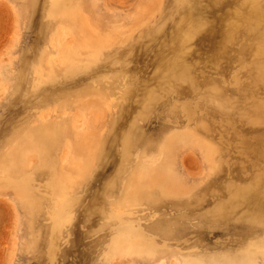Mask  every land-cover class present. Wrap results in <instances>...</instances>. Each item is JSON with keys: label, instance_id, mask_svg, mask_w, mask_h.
<instances>
[{"label": "rangeland", "instance_id": "rangeland-1", "mask_svg": "<svg viewBox=\"0 0 264 264\" xmlns=\"http://www.w3.org/2000/svg\"><path fill=\"white\" fill-rule=\"evenodd\" d=\"M0 264H264V0H0Z\"/></svg>", "mask_w": 264, "mask_h": 264}]
</instances>
